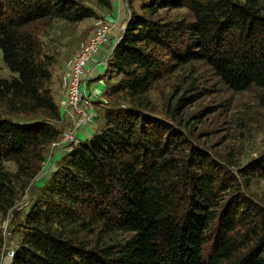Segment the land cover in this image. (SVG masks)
Returning <instances> with one entry per match:
<instances>
[{
    "label": "trees",
    "instance_id": "trees-1",
    "mask_svg": "<svg viewBox=\"0 0 264 264\" xmlns=\"http://www.w3.org/2000/svg\"><path fill=\"white\" fill-rule=\"evenodd\" d=\"M181 9L184 18L171 17ZM130 10L107 68L118 80L108 95L129 106L106 109L102 130L71 147L25 211L18 203L61 118L56 57L30 28L97 14L78 0H0V48L15 74L0 77V264L5 221L11 264H264V206L241 191V180L264 178V155L232 172L141 102L192 62L264 98V0H140Z\"/></svg>",
    "mask_w": 264,
    "mask_h": 264
},
{
    "label": "rangeland",
    "instance_id": "rangeland-1",
    "mask_svg": "<svg viewBox=\"0 0 264 264\" xmlns=\"http://www.w3.org/2000/svg\"><path fill=\"white\" fill-rule=\"evenodd\" d=\"M78 1L92 8L97 14L96 18L80 23L46 20L37 22L30 28L44 43L46 50L56 57V63L51 69L53 79L51 88L53 84L58 85L57 90H61L66 106L74 117L69 127L62 124L61 118L57 123L60 136L48 146L45 161L38 174L44 172L43 179L33 186L32 183L37 175L18 203L25 211L29 209L31 200L37 198L40 189L56 170L66 150L70 151L71 147L75 146V143L69 142L72 138L77 140V136H66V134L77 133L84 126H79L80 117L68 106L63 77L69 73L71 61L81 52L83 45L100 29L106 32V41L94 54L90 72L86 71L87 74L89 73L86 74L88 77L92 76L96 69L99 74L96 77H89L82 86L83 91L89 93L87 94L90 99L89 123L95 122L97 127L95 133H97L104 127L103 117L106 109L117 105L129 106L128 101L123 102L122 96L108 95L110 85L118 80L108 74L107 68L115 41L122 36L125 23L131 13L130 5L139 9L140 0H104L109 1V8L101 5L100 0ZM187 13L186 9H181L172 11L170 15L175 19H182ZM13 76L15 74L6 66L0 48V77L10 79ZM99 84L102 85L101 90L96 88ZM184 97H186L185 102L180 106L179 102ZM141 102L145 106L144 109L150 112L149 114L169 122L178 136H186L213 160L232 172H237L239 168L264 155V98L261 93L258 90L236 92L229 89L203 62H192L182 70L158 81L142 97ZM168 112H173L176 116L173 117ZM6 166L11 171H15L13 163H7ZM241 191L264 206V178L253 180L247 187L241 180ZM8 227L9 222L5 221L7 243L1 264L12 262L9 253L15 243L10 240ZM213 247L214 238L211 237L204 245L203 260L209 258Z\"/></svg>",
    "mask_w": 264,
    "mask_h": 264
},
{
    "label": "built area",
    "instance_id": "built-area-1",
    "mask_svg": "<svg viewBox=\"0 0 264 264\" xmlns=\"http://www.w3.org/2000/svg\"><path fill=\"white\" fill-rule=\"evenodd\" d=\"M106 35V32L101 29L95 35L93 34L83 45L81 52L71 61L69 73L63 77L67 103L80 117L79 126L87 124L89 122L88 117L90 116L88 108L90 99L82 89L84 82L89 80V77L86 75V68L92 60V54L97 52L98 45L104 39L106 40ZM66 136H76V132L66 134ZM71 142L75 143V145L77 144V140L74 138L69 143ZM13 256L14 250L12 249L9 253V258L12 260Z\"/></svg>",
    "mask_w": 264,
    "mask_h": 264
},
{
    "label": "crops",
    "instance_id": "crops-1",
    "mask_svg": "<svg viewBox=\"0 0 264 264\" xmlns=\"http://www.w3.org/2000/svg\"><path fill=\"white\" fill-rule=\"evenodd\" d=\"M129 18V17H128ZM128 18H127V20H128ZM127 22V21H126ZM125 25H126V23H125ZM125 27V26H124ZM123 31H124V29H123ZM120 37H118V39H119ZM117 39V40H118ZM116 40V41H117ZM115 41V42H116ZM104 57H106V56H104ZM92 65V62H90V64L88 65V67L86 68V71L87 72H90V66ZM98 74H99V71H97V69L96 70H94V72L92 73V76H89V77H96V76H98ZM87 75H89V73L87 74ZM91 80V79H90ZM52 81H53V79H52ZM53 83V82H52ZM57 87H58V85H55L54 86V84L52 85V91H53V95H54V98H55V101H56V103H57V105H58V107H59V110H60V115H61V121H62V124L64 125V126H67V127H69L71 124H72V120H73V114L71 113V111L68 109V107L66 106V103H65V101H64V98H63V94H62V92H61V90H57ZM96 88H98L99 90H101L102 89V85L101 84H99ZM54 89V90H53ZM84 92L86 93V94H89L88 92H86L85 90H84ZM90 122H92V121H90ZM96 129H97V127H96V125H95V122H92V123H87L86 125H84L81 129H79V131L76 133V136H77V143H79V141H84V140H87V139H90V137H92L93 135H94V133H95V131H96ZM61 148V150L63 151V148L62 147H60ZM65 148V147H64ZM55 152V151H54ZM66 152H69L68 150H66ZM66 152L63 154V156L62 157H64V155H66ZM61 157V158H62Z\"/></svg>",
    "mask_w": 264,
    "mask_h": 264
},
{
    "label": "water",
    "instance_id": "water-1",
    "mask_svg": "<svg viewBox=\"0 0 264 264\" xmlns=\"http://www.w3.org/2000/svg\"><path fill=\"white\" fill-rule=\"evenodd\" d=\"M129 18H130V15H129ZM129 18H128V20H129ZM128 20H127L126 25H125V27H124V31H125L126 28H127ZM124 31H123V33H124ZM122 36H123V34H122ZM122 36H120V38L115 42L114 47H113V50H112V54H113V52H114L116 46L120 43V41H121V39H122ZM90 138H91V137H90ZM43 174H44V172H43L42 174H40V175L37 176V178H36V179L33 181V183H32L33 186L37 185V182H38L39 180L43 179ZM3 262H4V261H3Z\"/></svg>",
    "mask_w": 264,
    "mask_h": 264
},
{
    "label": "bare ground",
    "instance_id": "bare-ground-1",
    "mask_svg": "<svg viewBox=\"0 0 264 264\" xmlns=\"http://www.w3.org/2000/svg\"><path fill=\"white\" fill-rule=\"evenodd\" d=\"M106 40L104 39L99 45H98V48H99V46L103 43V42H105ZM96 52H94L93 54H92V58H93V56H94V54H95ZM85 125V124H84ZM11 260V259H10Z\"/></svg>",
    "mask_w": 264,
    "mask_h": 264
}]
</instances>
